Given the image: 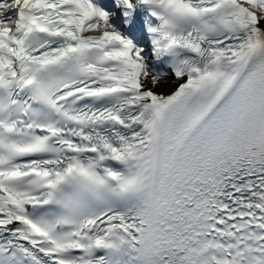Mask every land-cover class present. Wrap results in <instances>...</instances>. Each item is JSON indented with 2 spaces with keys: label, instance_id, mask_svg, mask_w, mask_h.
I'll list each match as a JSON object with an SVG mask.
<instances>
[{
  "label": "snow or ice",
  "instance_id": "1",
  "mask_svg": "<svg viewBox=\"0 0 264 264\" xmlns=\"http://www.w3.org/2000/svg\"><path fill=\"white\" fill-rule=\"evenodd\" d=\"M0 264H264V0H0Z\"/></svg>",
  "mask_w": 264,
  "mask_h": 264
}]
</instances>
